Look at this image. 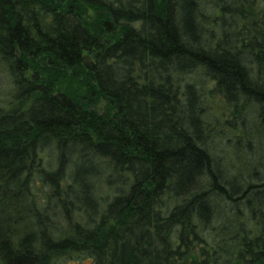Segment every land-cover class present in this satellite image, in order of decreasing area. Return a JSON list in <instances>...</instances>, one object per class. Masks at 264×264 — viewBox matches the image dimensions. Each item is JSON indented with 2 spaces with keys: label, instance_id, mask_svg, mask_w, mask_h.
Instances as JSON below:
<instances>
[{
  "label": "trees",
  "instance_id": "1",
  "mask_svg": "<svg viewBox=\"0 0 264 264\" xmlns=\"http://www.w3.org/2000/svg\"><path fill=\"white\" fill-rule=\"evenodd\" d=\"M0 73V264H264V0H0Z\"/></svg>",
  "mask_w": 264,
  "mask_h": 264
},
{
  "label": "rangeland",
  "instance_id": "2",
  "mask_svg": "<svg viewBox=\"0 0 264 264\" xmlns=\"http://www.w3.org/2000/svg\"><path fill=\"white\" fill-rule=\"evenodd\" d=\"M7 83L8 81L5 80V76L0 73V96L4 97L7 93ZM214 87L213 84L208 85V89H212ZM208 98V104L210 107V111L212 112L213 116H215L216 120H218V126L219 129L224 130L223 136L227 137L230 136V127L226 124L227 120H230L233 117L234 108L231 104H229L226 100H224L221 96L209 94L207 95ZM226 143V141H225ZM222 151H218V156H220L223 161L227 162L228 165L231 164L234 160L233 156L230 155L228 152H233L231 149V144H226L225 147H223ZM233 158V159H232ZM243 158V159H242ZM236 163V166L229 165V173L230 176H233L236 173L241 174L242 179H246L248 181L256 182V178L254 177L255 172H263L264 170V158L262 159L263 167H254L255 166L252 162V160L247 161L246 157L242 153L241 159L239 161L234 160ZM231 162V163H229ZM234 164V165H235ZM252 173V174H251ZM105 199H109L108 194H103Z\"/></svg>",
  "mask_w": 264,
  "mask_h": 264
}]
</instances>
